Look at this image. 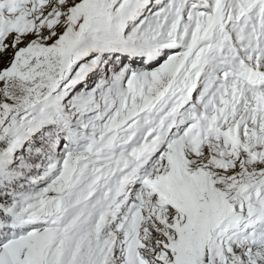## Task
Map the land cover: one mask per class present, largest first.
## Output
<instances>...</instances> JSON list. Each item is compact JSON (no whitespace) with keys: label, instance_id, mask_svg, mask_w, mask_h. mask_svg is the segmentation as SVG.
I'll use <instances>...</instances> for the list:
<instances>
[{"label":"snow or ice","instance_id":"obj_1","mask_svg":"<svg viewBox=\"0 0 264 264\" xmlns=\"http://www.w3.org/2000/svg\"><path fill=\"white\" fill-rule=\"evenodd\" d=\"M0 264H264V0H0Z\"/></svg>","mask_w":264,"mask_h":264}]
</instances>
